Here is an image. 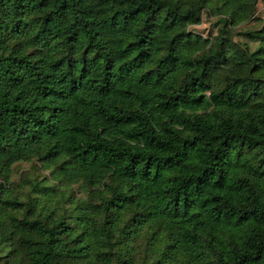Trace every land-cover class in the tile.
I'll list each match as a JSON object with an SVG mask.
<instances>
[{
  "label": "trees",
  "instance_id": "16d2710c",
  "mask_svg": "<svg viewBox=\"0 0 264 264\" xmlns=\"http://www.w3.org/2000/svg\"><path fill=\"white\" fill-rule=\"evenodd\" d=\"M259 1L0 0V264H264Z\"/></svg>",
  "mask_w": 264,
  "mask_h": 264
},
{
  "label": "rangeland",
  "instance_id": "374dc122",
  "mask_svg": "<svg viewBox=\"0 0 264 264\" xmlns=\"http://www.w3.org/2000/svg\"><path fill=\"white\" fill-rule=\"evenodd\" d=\"M257 7H258L257 8L258 15H260L262 18H264V1L260 0L258 2V6ZM261 23L262 22H260V21H255V22L250 23L248 26L251 27V28H256V27H260ZM208 25L209 24H208L206 18H204L201 25L195 26L193 28L196 29V30H202L203 28H206ZM0 254H2V252H0Z\"/></svg>",
  "mask_w": 264,
  "mask_h": 264
}]
</instances>
